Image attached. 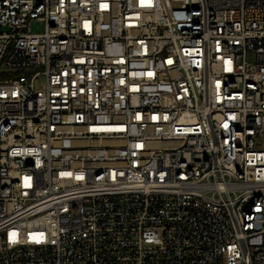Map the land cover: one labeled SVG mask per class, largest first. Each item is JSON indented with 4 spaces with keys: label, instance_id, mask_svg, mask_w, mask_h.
<instances>
[{
    "label": "built area",
    "instance_id": "2783aa9c",
    "mask_svg": "<svg viewBox=\"0 0 264 264\" xmlns=\"http://www.w3.org/2000/svg\"><path fill=\"white\" fill-rule=\"evenodd\" d=\"M0 73V264H264V0H0Z\"/></svg>",
    "mask_w": 264,
    "mask_h": 264
},
{
    "label": "rangeland",
    "instance_id": "374dc122",
    "mask_svg": "<svg viewBox=\"0 0 264 264\" xmlns=\"http://www.w3.org/2000/svg\"><path fill=\"white\" fill-rule=\"evenodd\" d=\"M42 30H43V23L42 22L32 21V23H31V31L32 32H42ZM40 81L42 83L43 79L38 78L36 81V84H39Z\"/></svg>",
    "mask_w": 264,
    "mask_h": 264
},
{
    "label": "trees",
    "instance_id": "16d2710c",
    "mask_svg": "<svg viewBox=\"0 0 264 264\" xmlns=\"http://www.w3.org/2000/svg\"><path fill=\"white\" fill-rule=\"evenodd\" d=\"M6 76V74H2V73H0V79L1 78H4Z\"/></svg>",
    "mask_w": 264,
    "mask_h": 264
}]
</instances>
